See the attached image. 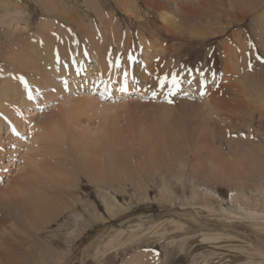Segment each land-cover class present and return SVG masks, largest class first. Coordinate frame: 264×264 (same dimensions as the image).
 Wrapping results in <instances>:
<instances>
[{
	"label": "rangeland",
	"instance_id": "obj_1",
	"mask_svg": "<svg viewBox=\"0 0 264 264\" xmlns=\"http://www.w3.org/2000/svg\"><path fill=\"white\" fill-rule=\"evenodd\" d=\"M146 1L123 0L134 7L133 16L135 12L139 16L134 19L116 4V0H0V80L19 79L26 96L24 105L18 101V107L10 103V113L5 122V131L7 127L12 128V133L5 132L4 135L14 141L10 147L14 148L15 154L9 160L14 164L5 169L3 187L15 183L23 187L33 180L48 189L51 183V189L60 197L58 205L53 206L54 214L49 225L43 230L42 237H36V244H31V249L41 251L43 243L48 250L56 247L63 255L53 260L47 255L44 260L36 255L27 257L25 254L29 255L31 249L26 246L22 250L24 264H264V168L261 167L262 171L252 170L257 162L252 151L264 154V117L260 118V112L252 107L256 106L253 101L258 95H253L251 101L246 98L254 90L251 87L258 85L264 102V68L260 65L264 57L261 55L250 61V55L245 54L242 62L246 69L241 68V75H235V80L232 78V83L244 80L243 85L246 84V96L243 98L246 107L242 109L231 112L224 109L222 101L236 108L238 94L233 91H230L231 97L220 92L221 100H216L213 109L205 96L184 93L183 82L178 80L184 75L178 76L179 88L175 86L170 96L176 102L162 105L161 96L157 95L161 92V82L153 85L148 81V72L141 62L145 54L138 50L142 35L146 32V36L148 33L157 34L154 23L156 18H160L158 13L149 12ZM188 1L201 5L197 9L201 18L195 20L198 25L208 26L216 34L206 37V43L202 35L195 42L183 39L184 36L178 38L180 47L194 44L192 49L195 51L185 54L188 58L186 64L190 66L184 67L196 72L195 80L201 82L199 86H205L212 76L213 82L210 83L214 89L224 91L223 82H219L223 74L220 69L222 44L240 33L242 39L247 35L246 39L249 37L248 40L252 39V43L257 44L251 18L241 23L235 17H245L247 9L256 7L258 3L263 6L264 0ZM204 2L209 3L208 8ZM94 11L100 12L101 17L111 16L122 28L124 37L119 38L122 40L116 44H125L127 35L132 34L131 60L124 56V46L116 47L110 41L113 38L110 34L106 43L100 44L96 50L92 48L90 37L75 38V33L85 35L84 30L90 28L89 23L99 20ZM7 12L10 15L7 16ZM261 14V19H264V14ZM43 27H51L49 33L55 37L50 36L47 40L49 43L53 40L57 53H52L49 44L46 47L41 45L46 57L37 56L35 52L39 50H33L31 45L23 52L12 48L16 39L30 42L37 40L41 33L48 36ZM59 28L64 29L58 32ZM10 32H15V35L11 36ZM61 32L68 39L67 43L63 39L62 46ZM249 45L252 51L258 46L254 47L250 41ZM5 50L9 51L8 54ZM78 51H83V55H78ZM3 53L7 54L10 62L17 61L19 57L25 62H18L21 66H15L5 60ZM48 56L60 69V76L55 77V81H50L48 73L56 65L51 66ZM80 56L93 68H96V63L91 58L102 60L108 68L106 75L110 73V77L106 79L105 75L98 79L91 75L85 78L92 79L80 81L84 77L72 74L73 69L80 68L75 64ZM249 62L251 68H255L249 69ZM43 66H48V70L42 71ZM18 67L23 68V72L14 73L16 69L21 71ZM30 67H37L35 73L39 71L38 74L31 70L28 71L31 75L27 74ZM25 73L30 76L26 77L27 83L22 81ZM165 73L171 72L165 71L163 79ZM64 75L69 80L66 83ZM127 78L145 91L140 96L142 98L136 96L137 93H121L113 87L124 86L121 82ZM33 80L42 81L35 84L38 88L34 90L31 88ZM248 81L253 84L251 87ZM107 82L113 83L110 90L102 88ZM128 86L132 85L129 83ZM207 120L208 123L216 122L218 129L205 142L201 136ZM156 124L165 129L182 128L188 137V149L179 161H168L169 157L162 154L163 150L156 154L153 150L145 151L146 157L160 156L158 160L162 162V169L158 173L143 170V160L139 156L144 150V136L160 138V134L154 132ZM60 129L65 132L66 142H60L59 154H53L55 142L46 135L51 136L54 130ZM225 133L231 134L229 138L223 136ZM191 135L198 136V141ZM71 140L74 146H71ZM79 143L98 146L100 161L109 153H115L123 155L124 162L114 167V176L103 181H90V175L83 173L75 158L79 156L76 155L79 152L74 150L77 144L80 146ZM68 145L76 147L71 149ZM89 150L88 156H94L95 151ZM63 152L66 153L61 156ZM163 155L169 166L162 160ZM61 157H65L64 161ZM55 166L64 172L65 177L59 169L57 172L63 181L57 184V178L52 180L43 175L39 183L37 176L46 170L52 172ZM107 207H111L110 211ZM219 213L224 214L220 221ZM28 225L26 217L12 206H0V244L18 243V238L29 233ZM187 255L194 257L195 263H191ZM8 262L17 264L13 258L5 262L0 258V264Z\"/></svg>",
	"mask_w": 264,
	"mask_h": 264
},
{
	"label": "bare ground",
	"instance_id": "obj_2",
	"mask_svg": "<svg viewBox=\"0 0 264 264\" xmlns=\"http://www.w3.org/2000/svg\"><path fill=\"white\" fill-rule=\"evenodd\" d=\"M45 1L48 2L49 0H45ZM116 4H118L127 13H130L129 15L133 16L132 13L134 12V7L131 4L129 5L128 2L127 3L123 2V0H121V1L116 0ZM145 5L148 8L149 12L158 13L160 16V18H159L160 20L158 18H156L157 21L154 20V21H156V23H154V24H156L155 29L157 30V34L151 35L148 33V35L146 36V33H147L146 32L145 35H142L140 37V42L139 41H138L139 43L137 42L139 44V49L138 48L137 49L141 53L145 54L144 57L142 58L141 62L143 63L144 70H146L148 72V76H147L148 81L153 85H155L158 82L164 81L163 84H160V90H161V92L159 91L160 94L159 93L157 94L158 96L159 95L161 96L160 99H162V101H163L162 105H169V104L176 102L170 98V96H172V94H170V93H174L173 90L175 87V85H173V83H172V78H170V76H171V74L174 73L175 77L177 76L176 79L178 78V76H183V75H184V78L185 77L190 78L189 81H186V78L184 79L181 77L178 79L180 81L182 80V82H183L182 89H183L184 93H187L188 95H191V94L194 95L196 93V94H201V95L205 96L204 99L207 100L206 101V102H208L207 104H209L212 107V109L215 106L216 100H219V101L221 100L222 93H220V92H224L225 94H227L228 96L231 97L230 91H233L234 93L238 94V96L236 97V99H237L236 108L232 104H230V103L228 104V103H225V101H222L223 106H225L224 109L229 110L231 112L232 110H235V109L238 110V109H242L243 107H246V103L244 102V99H243L244 96H246V93H245V88H246L245 85L246 84L243 85L244 80H241L240 82H237V83H232V78L235 75L237 76L238 74H240V72L243 71V70H241V68L244 70L246 69L244 66L245 63L242 62V59H243L242 56H246L247 54L250 55V61L255 60L256 57H258V58L261 57V55H263V57H264V19H261V16H260L261 13L264 14V5L261 6L258 3L256 7H252L250 9H247L246 11L244 10L246 13L245 17H239V16L235 17L241 23H243L245 20L251 18L250 19L251 24L253 23V28H254L253 34L256 36V38L258 40L257 44H253L252 39L248 40L249 37L246 39L247 35L244 36L242 39L241 33L237 34V35H233L231 37V39H227L228 41H225L222 44L223 49L221 50L222 56H221V62H220V64H221L220 69H222L223 74L221 75V80H219V82H220V84H221V81L223 82V88L225 89L224 91L214 89L215 87H213L210 83V82H213L212 76L210 78H208L209 80L205 86H203V85L199 86V84H201V82L198 83V81L195 80L196 72H194L192 70L185 69V67H184V66H190V65L186 64V61H188V58L185 57V54L189 53L190 51H193V52L195 51L194 49H192V46L194 44H190L189 47H185V48L180 47V44L178 43V38L181 36H184L183 39L189 40L190 42H195L196 39H198L200 37V35H202L204 37L203 42L206 43V41H207L206 37H208L209 35L213 36L214 34H216L213 31V29H210L208 26L201 27L195 21V20L201 18V16L197 13L198 6H201V5L198 2L188 1V0H186V1H184V0H169V1H163V0L162 1H155L154 0V1H149L148 0V1H146ZM204 5L206 8L209 7V3L204 2ZM139 10L141 11V8ZM53 11H54V9H53ZM125 11H123V12H125ZM49 12L53 13L51 11H49ZM94 12L96 13V17L99 20H93V24H92V22L89 23L90 28L84 30L85 35H83L82 33H75V38L78 39L79 36L90 37L92 42H93V45L95 46L94 47L92 45V48L94 50L98 49V47H100L103 44V42L106 43L105 40H107V37L109 34H110L111 38L113 37L110 40V41H112V43L116 44L118 42V40L121 41L122 39L120 40L119 38L124 37L122 35L123 34L122 28L120 29V27L115 23V21L112 19V17L109 15H107L108 17L107 16L101 17L102 14L100 12H97V11H94ZM6 15L7 16L10 15V13H8ZM136 15L137 14L135 12V15L133 16L134 19H138L139 16H136ZM3 16H5V15H3ZM263 18H264V15H263ZM17 21H18V19H17ZM17 21H16V23H17ZM12 22H13V20L9 22L10 27L13 24ZM157 23H158V25H157ZM2 24L6 26V24H4L3 22H2ZM7 24H8V22H7ZM27 26H28V24H27ZM77 26L79 27L78 24H77ZM154 27H155V25H154ZM50 28L43 27V30H45L47 32L48 36H46V33H41L37 40H31L30 42H28L27 39L26 40L16 39V42H12V48H16V49L20 50L19 52H23L27 48L28 45H31L33 50L36 48L39 50L38 52H35V54H37V56L42 55V56L46 57V53L43 52V48L41 45L46 47V45L49 44L52 46L51 47L52 53L53 54L57 53L55 50V47L53 46V40L50 43H49V40H47L48 38H50V36L52 38L55 37V35H53L52 32L49 33ZM63 29L59 28V29H57V31L59 32V31H62ZM14 31H15V29H14ZM61 34L63 36V38H61V40H60L62 42V44L60 42V44L62 46L63 45V39L64 38L66 39V43H67L68 39H67V36L64 32H61ZM139 34H140V32H139ZM187 34H188V36H185ZM10 35L11 36L15 35V32H10ZM129 35H130V37H129ZM129 35H127V40H126L125 44H122L120 42L119 44H116V47L120 48L121 46H124L123 47V49L125 50L124 56L127 59L131 60V58H130L131 52H130L129 47H132L134 42H132V39H131L132 34L130 33ZM163 39H164V42L162 41ZM108 40H109V38H108ZM168 40H170L171 43H165V41H168ZM254 40H253V42H254ZM25 41H27V42H25ZM249 41L251 42V44L254 47H255V45L256 46L258 45L257 48L255 47L254 51L251 50L250 45H249ZM14 44L17 46H15ZM5 51L8 54L9 51H7V50H5ZM120 52H121V50H120ZM127 52L129 53V55L127 54ZM3 54H5V53H3ZM7 54H5L6 56L4 55L5 60L9 63L14 64L15 66L16 65L21 66L18 64V62H20V63L25 62V61H23L25 59L20 58V57L17 58V61L13 60L10 62V60L7 58ZM78 55H83V51H78ZM50 57L51 56H48L47 61L51 62V66L56 65V67L54 68L53 71L49 70L48 74H49V76L51 75L50 81H55L56 80L55 77L60 76V69H59V66H57V64L55 62H53ZM91 59L95 60V63H96L95 67L96 68H93L92 66L88 65L83 60V58L81 56L78 57V60L75 61V64H77V66L80 68L73 69L74 73H72V74L74 76H75V74H77V76H79V77H84V79L80 78V81L86 80L85 77L91 76V75L94 76L95 78L98 77V79H102L106 75L108 68L105 65V63L102 60H99L97 57H93ZM222 59H223V61H222ZM2 60H3V57H2ZM263 61H264V59L261 60L260 65H261V67L264 68V62ZM254 63H255V61H254ZM254 63H252V64H254ZM248 64H249L248 66H250L249 69H252L254 67L253 66L251 68L250 62ZM260 65H259V67H260ZM34 66H37V65H34ZM46 67H44L42 69V71L48 70V66H46ZM18 68H20L21 71L19 69H16V71H13V72L14 73L23 72V68H21V67H18ZM30 68L31 69H27V71H26V73L29 75H31V73L30 72L28 73V71L31 70L34 74L36 72V69H38L37 67H35V68L30 67ZM249 69H247L249 71V73L252 72ZM165 71H167V73L168 72H171V73L170 74L165 73V78L163 79L164 76H162V74ZM253 71H255V69H253ZM38 72L35 73V75H37ZM26 73H25V76H23L24 80H22V78H21V80L25 83H27V81H28L26 77H30ZM53 74H54V76H53ZM14 75L15 74H13V76ZM211 75H213V73H211ZM236 76L234 78H236ZM14 77L16 78L17 76H14ZM64 77H65L63 80L64 83L68 82L69 80H66L67 76L64 75ZM109 77H110V73H108L105 76L106 79H108ZM201 78L204 79V77H201ZM201 78H200V80H201ZM90 79H92V78H89L87 80H90ZM211 79H212V81H211ZM140 80L145 81V78H141ZM103 81H104V79H103ZM249 81H250V79H249ZM249 81H248V84H249L248 86L251 87V85H253V84L255 85V79L253 80V84H250ZM33 82H34V80H33ZM37 82L40 83L42 81H40V80L35 81L33 83V86L31 87L32 89L33 88L35 89V87L38 88L35 85ZM129 83L132 85L131 87L128 86ZM112 84L113 83L107 82V83L102 85V88L110 90V88L112 87ZM121 84L124 86H121V87L119 85L113 86L114 88H116V91L120 92V91H122L121 90L122 88H126V91H122L121 93H124V92L128 93V94L129 93H134V94L137 93L138 95H136V96H139V98H142L140 96L145 94V91L143 89H141L139 86H136L135 84H133L132 80L129 78L122 81ZM187 84H189V86ZM257 87H258V85L251 87L254 90L250 91V94H249L250 96L246 97V98L248 101H251L253 95H255V96L258 95L260 100L257 97L255 102L253 101V104L255 103L254 105H256V106H252V107L256 111H259L260 115H261L260 118H263L264 117V102L262 100L263 96L261 94H259V88H257ZM229 88H231L232 90H229ZM46 90L48 91V89H46ZM24 94L25 93H24V91H23V89L19 83V79H12L11 80L8 78L5 80H0V206H2V205L7 206V207L12 206L18 213H20L21 215H24L26 217L27 221L29 222V225L26 226V229H27V231H29V233L26 232L24 237L18 238L17 239L18 243L12 241V243L7 242L6 244H2V243L0 244V258H1V260H3V262H5L6 259H9V258L12 259L13 258V260L15 262H17V264H24L23 263L24 262L23 261L24 260V257H23L24 253L22 250L26 246H27L26 248H28V250H30L32 247L31 244H33V245L36 244V237L37 236L42 237L43 230H45L46 227L49 225V222L52 219V216L54 214L53 206L58 205L57 203L60 201V197H58L55 194L56 192L54 193L53 189H51V187H52L51 183H50V185L47 184L48 189L46 187L45 188L42 187L44 184L43 185L42 184L41 185L35 184V182L33 180L28 181L27 184L24 185L23 187L18 186L17 183H15L14 185H7L6 187H3V183H4L3 178H4V175L7 173V171L5 169H7L8 166H11L14 164L13 162H11L9 160L12 159L11 156L13 154H15L14 148L10 147L12 144H14V141L11 139V137L4 135L5 132L9 133V134L12 133L11 132L12 128L7 127V131H5L6 130L5 129V122H6L8 113H10V108H9L11 105L10 103L15 104V106H17V107H18V105L16 104L17 101L22 102L23 105H24V103H26L25 102L26 96H24ZM20 97H21V99H20ZM88 97L91 98L90 95H88ZM169 101H171V102H169ZM84 102H87V101H84ZM87 103H91V102H87ZM250 105H252V102ZM247 107H248V105H247ZM10 120H11V118H10ZM43 127H45V126L43 125ZM216 128H217L216 122L211 121L208 123V120H207L204 124L201 140H204L206 142L208 140L207 137L208 138L213 137V132L216 130ZM156 131H158V132H156ZM219 131H221L220 128H219ZM154 132L157 134H160V138L155 137V139H153L150 136H144L143 137V142L145 144L144 150L139 153V156L143 160L141 163V168L143 170L158 173L162 169V162L158 160L160 156L156 157V155H154V157L153 156L146 157L145 151L153 150L155 152L154 154H156L160 150H163L162 154L165 153L166 157H169L168 161H169V159H176L179 161V159L185 155V152L188 149V147L186 146V142L188 140V137L183 132L182 128L165 129L158 124H156L154 126ZM230 135L231 134L225 133V135H223V136L228 137ZM44 136H45V134H44ZM191 136L193 138H196V140H197V138H199L196 135L195 136L191 135ZM46 137L49 140L55 142V143H53L54 148H53L52 153L53 154L54 153L59 154V152H58L59 146L58 145L61 144L60 142H63L62 144H65V142H66L65 132H63L62 129L54 130V132L51 133V136L47 134ZM5 140H7L6 143H5ZM72 140H73V138H72ZM72 140H71L70 144H71V146H72V144L74 146V142L72 143ZM69 142H70V140H69ZM79 145L80 146H78V144H77V148H75L76 146L74 147L75 149L73 147H70V145H68V146H69V148L74 149L75 151L79 152L78 154H76L79 156L75 157V158H77V164L82 169L83 173H85L88 176L90 175V178H91L90 181H93V182L94 181H103V180H106V179L114 176V174H115L114 167H116L117 164L124 162V159H123L124 156L120 155V154L118 155L115 153H109L107 155L106 159H103V161H100L99 159L101 157L100 156L101 154H98V153H101V152H98L99 150H96V148L98 146L95 148L93 144H90V146L84 144L85 145L84 146V145L79 143ZM150 147H154V149H151ZM89 149L95 151V153H93V155L95 154L96 156L95 155L94 156H92V155L88 156V151L90 152ZM252 152H253L254 157L257 158V162L253 165V169L252 168L251 169L253 171H257V170L262 171L261 169L264 168V154L261 152H260V154H258L259 152H256V150H254ZM65 153L66 152H63L60 155L63 156ZM81 154H82V156H80ZM60 159H62L64 161L65 157H61ZM162 160L166 163V165L169 166V163H168V161L164 155L162 157ZM58 169H59V167L55 166L54 168L51 169V170H53L52 172H49L48 170L44 171V174L41 173V176H37L38 182L40 183L41 179L47 175L48 179L53 180L54 178H57L58 179L57 184H60V182L63 181V178L57 174ZM59 170L61 171V169H59ZM108 173H110V174L108 175ZM61 174H62V176H64V172L61 171ZM57 184H55V185H57ZM60 193H62V192H60ZM114 201H117L115 199V197H114ZM111 207H112V205H111ZM111 207H107L109 209V211H110ZM222 215H224V214L219 213L218 221H220V218ZM225 217H227V216L225 215ZM228 219H231V218L228 217ZM133 235H134V233H133ZM1 237H3V236H1ZM23 239H25V240H23ZM55 242H56V240H55ZM42 245H43L42 246L43 248L41 251L38 248H37V250L31 249L30 254L29 255L25 254V255L27 257H31L32 255H36L40 258V260H44V258H46V255L49 256L50 258H52V260L55 259L56 257L60 256V255H63V253L62 254L58 253L56 247H53L51 250H48L45 247L46 244L42 243ZM162 246L164 247V245H162ZM190 248L191 247H189L187 249H190ZM19 258H21V259H19ZM187 258L191 263H195V261H196L194 259V257H192V256L187 255ZM5 264H11V263L8 262Z\"/></svg>",
	"mask_w": 264,
	"mask_h": 264
},
{
	"label": "snow or ice",
	"instance_id": "obj_3",
	"mask_svg": "<svg viewBox=\"0 0 264 264\" xmlns=\"http://www.w3.org/2000/svg\"><path fill=\"white\" fill-rule=\"evenodd\" d=\"M172 83H173V85L176 86V88H179V82L177 81L175 75L172 77ZM161 84H163V81H161ZM121 90L126 91V88H122ZM170 94H173V93H170ZM154 95H155V93H154ZM169 102H171V101H169Z\"/></svg>",
	"mask_w": 264,
	"mask_h": 264
}]
</instances>
